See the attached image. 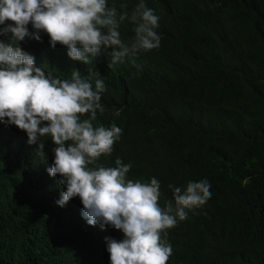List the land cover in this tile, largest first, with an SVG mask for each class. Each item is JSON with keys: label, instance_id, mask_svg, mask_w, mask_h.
Segmentation results:
<instances>
[{"label": "trees", "instance_id": "16d2710c", "mask_svg": "<svg viewBox=\"0 0 264 264\" xmlns=\"http://www.w3.org/2000/svg\"><path fill=\"white\" fill-rule=\"evenodd\" d=\"M121 2L108 0L118 10ZM137 2L127 0L129 16ZM145 5L159 17L160 47L112 68L111 49L77 64L66 47H50L44 32L39 41L26 36L17 44L54 76L70 78L75 68L104 79L105 110L97 121L123 132L98 163L115 166L119 157L131 163L130 179L156 177L161 206H175L169 184L209 181L211 198L167 230L168 264H264V0ZM134 27L130 19L121 22L126 43ZM27 140L0 122V264H110L106 238L123 234L89 225L79 197L58 206L65 188L47 172L55 145L46 140L41 153Z\"/></svg>", "mask_w": 264, "mask_h": 264}, {"label": "clouds", "instance_id": "9594fccd", "mask_svg": "<svg viewBox=\"0 0 264 264\" xmlns=\"http://www.w3.org/2000/svg\"><path fill=\"white\" fill-rule=\"evenodd\" d=\"M126 19L135 25L127 43L119 31ZM0 26V36L11 34L10 41L0 40V122L25 132L27 142L41 153L46 140L55 145L47 172L58 175L65 188L58 206L79 197L81 215L89 225L111 226L123 234L120 240L106 238L110 264H168L172 246L165 239L167 230L187 219L186 209L203 206L211 198L209 181L169 184L175 206L172 201L161 206V182L156 177L147 182L130 179L132 165L119 157L115 166L98 163L102 156H111L123 132L115 123L104 126L97 121V114L105 110L104 79L92 70L84 77L75 68L70 78L54 76L17 44L26 36L39 41L44 32L50 47H66L77 64L89 65L102 50L111 49L112 68L126 57L160 47L159 17L145 0H138L130 16L127 0L119 10L108 0H0Z\"/></svg>", "mask_w": 264, "mask_h": 264}]
</instances>
